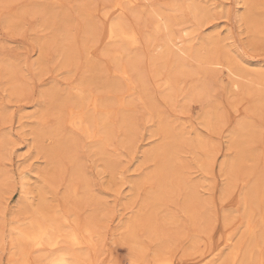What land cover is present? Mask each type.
I'll return each instance as SVG.
<instances>
[{"label":"rangeland","instance_id":"rangeland-1","mask_svg":"<svg viewBox=\"0 0 264 264\" xmlns=\"http://www.w3.org/2000/svg\"><path fill=\"white\" fill-rule=\"evenodd\" d=\"M113 1L0 0V264H41L13 238L38 216L90 230L80 264H264V0ZM172 4L197 60L155 47Z\"/></svg>","mask_w":264,"mask_h":264},{"label":"bare ground","instance_id":"bare-ground-1","mask_svg":"<svg viewBox=\"0 0 264 264\" xmlns=\"http://www.w3.org/2000/svg\"><path fill=\"white\" fill-rule=\"evenodd\" d=\"M244 1V0H243ZM86 2V1H85ZM136 2V0H114L112 2V13L111 14H114V15H122L123 13V10L125 9V6L126 5H134ZM199 2V1H198ZM246 2V1H245ZM250 2V1H248ZM247 2V3H248ZM179 4V3H178ZM178 4H172L167 10H164V9H153L151 14H152V20H154L153 22V25L155 24V29L156 31H160L161 29L163 30L164 32V36L161 40V42L159 40H157V42L159 41V43H157L155 45L156 48H163L166 52H170V51H173L172 54H175V56L177 57H188V58H191V59H199V54L198 52L196 51H193L192 50V47L193 45H191V41L194 39V35H195V31L197 30L198 26H197V23L195 24V29H191L190 26L188 25H184L182 26V28H180L179 30V34L181 35H177V33H175L174 31V27L180 25V24H184L186 21L185 19L183 20L182 18L180 19L178 16V13L181 15V4L178 5ZM246 4V3H245ZM252 4V2H251ZM187 5V6H186ZM200 6L202 5H198L194 0H189L188 4L185 3V8L187 7L192 14L194 13L193 17H198L200 15H202L203 13L206 12V10L202 9ZM89 7V6H88ZM131 7V6H130ZM204 7V6H203ZM236 7V6H235ZM152 8V7H151ZM186 8V9H187ZM41 9V8H40ZM207 9V8H206ZM109 11V10H108ZM205 11V12H204ZM252 11V10H251ZM242 12V11H241ZM245 14V13H244ZM108 15V13H107ZM110 16V15H109ZM123 16V15H122ZM121 16V17H122ZM116 18L115 19H110L106 22L105 24V27H104V31H103V39L102 40H107L109 42H113L117 44V42L119 41H126L127 43H129V45L131 46H135L136 44L139 43V36H138V33L134 30V29H127L125 28L122 23L124 22H120V19L119 17L115 16ZM242 17H243V14H242ZM103 18V17H102ZM187 18V17H186ZM229 18V17H228ZM207 19V18H206ZM241 19V18H240ZM152 25V26H153ZM161 25V27H160ZM194 25V24H193ZM126 26V25H125ZM154 27V26H153ZM193 27V26H192ZM155 32V33H157ZM263 34V33H262ZM152 35V34H151ZM181 36H184V41L180 38ZM215 36V35H214ZM148 39V37H147ZM153 40V39H152ZM197 40V39H196ZM206 40V39H205ZM212 39H207L205 44H211ZM149 41V39H148ZM151 41V40H150ZM103 42V41H102ZM184 42V43H183ZM214 43V42H213ZM216 43V42H215ZM183 44H186V45H183ZM128 45V46H129ZM121 46V45H120ZM211 46V45H210ZM209 46V47H210ZM212 47V46H211ZM121 48V47H120ZM123 48V46H122ZM219 48V47H218ZM240 48L241 45H240ZM84 49V47H83ZM125 49V48H124ZM91 50V48H90ZM207 50V49H206ZM86 51V50H85ZM104 53V52H103ZM203 53V52H202ZM128 54V53H127ZM224 54V53H223ZM226 54V52H225ZM224 54V55H225ZM90 55V54H89ZM223 55V57H224ZM227 55V54H226ZM65 57V56H64ZM119 57V56H118ZM116 56V58H118ZM128 57V56H127ZM134 57V56H133ZM230 56L227 55V60H231L228 59ZM202 58V56H201ZM205 58V57H204ZM236 58V57H235ZM113 60V59H111ZM205 60V59H204ZM202 61V60H201ZM226 61V60H225ZM115 62V61H114ZM199 62V61H198ZM205 63H209V64H212V65H215V66H223V63L220 61V60H214V61H204ZM164 63V62H163ZM201 63V62H200ZM226 63V62H225ZM237 65L233 63V66ZM178 69H180V65L178 64L177 65ZM184 66V65H183ZM229 71V73L233 76H238V75H241L239 72L241 70H243L241 68V70L239 69L240 68V65L235 68V69H232V68H229L228 65H225ZM176 68V69H177ZM182 68V67H181ZM250 68V67H249ZM182 70V69H181ZM186 70V69H185ZM184 71V70H183ZM255 71V70H254ZM10 73V72H9ZM243 73V72H242ZM243 75V74H242ZM241 75V76H242ZM257 76V75H256ZM244 77V76H243ZM245 78V77H244ZM234 79V78H233ZM242 79V78H241ZM169 80V79H168ZM179 81V80H178ZM163 82V81H162ZM94 83V82H93ZM263 84V82H261ZM168 84V83H167ZM115 85V84H114ZM113 85V86H114ZM80 88V87H79ZM240 88V87H239ZM81 90V89H79ZM142 90V89H141ZM168 90V89H167ZM87 91V90H86ZM78 92V91H77ZM81 91H79L80 93ZM76 94V93H75ZM79 96V95H78ZM87 96V95H86ZM83 97V96H82ZM81 97V99H82ZM85 97V96H84ZM90 97V96H89ZM112 97V96H111ZM79 98V97H78ZM86 99V98H85ZM84 100V99H83ZM111 100V99H110ZM76 101V100H75ZM82 101V100H80ZM79 101V102H80ZM77 105H80V104ZM120 102V101H119ZM122 102V100H121ZM120 102V103H121ZM171 102V101H170ZM102 103V102H100ZM129 103V102H128ZM83 104V103H82ZM81 106L83 107L84 105ZM85 104V108H86V102L84 103ZM102 105V104H101ZM121 105V104H120ZM256 105V104H255ZM79 107V106H78ZM100 107V106H99ZM81 108V107H80ZM79 108V110H80ZM101 108H104V107H101ZM261 108V106H260ZM83 110H84V107H83ZM104 110H106L104 108ZM107 111V110H106ZM105 111V113H106ZM86 112V110H84V113ZM119 112V111H118ZM83 113V112H82ZM81 113V114H82ZM80 114V113H78ZM89 114V113H88ZM101 114V112H100ZM84 115V114H83ZM82 115V116H83ZM86 115V114H85ZM90 115V114H89ZM102 115V114H101ZM91 116V115H90ZM73 118V116H72ZM88 120H90V117H88ZM249 122V121H248ZM99 124L100 126L102 127V130H106L107 129V122L106 120L104 119H101L99 120ZM169 125V124H168ZM167 125H165L166 127ZM112 127V126H111ZM243 127V126H242ZM241 128V127H240ZM244 128V127H243ZM168 129V128H167ZM242 130V128H241ZM244 130V129H243ZM253 130V129H252ZM251 130V131H252ZM171 132V131H169ZM238 132H240L238 130ZM153 133V132H152ZM252 133V132H251ZM250 133V134H251ZM105 134V133H104ZM253 134V133H252ZM108 135V134H107ZM241 135V133L239 134ZM237 135L236 133V136H239ZM249 135V134H248ZM251 137V136H250ZM104 138V137H103ZM102 138V139H103ZM234 138L235 135H234ZM170 140V139H168ZM100 141V140H99ZM235 141V140H233ZM246 141V140H245ZM104 142V141H103ZM173 142V141H172ZM187 142V141H186ZM175 143V142H174ZM172 143V144H174ZM201 143V142H200ZM235 143H237L235 141ZM185 144V143H184ZM247 144V143H246ZM102 145V143H101ZM175 145V144H174ZM173 145V146H174ZM235 145V144H234ZM96 146V145H95ZM167 147V149L170 147L165 145ZM242 146V145H240ZM248 146V145H247ZM98 149H100L99 147H97ZM174 148V147H173ZM171 148V149H173ZM170 149V150H171ZM245 149V148H243ZM159 150V149H157ZM169 150V152L171 153V151ZM100 151V150H99ZM241 151V150H240ZM246 151V150H245ZM251 152V151H250ZM167 153V152H166ZM169 154V153H167ZM173 154V153H172ZM171 154V155H172ZM195 154V153H194ZM157 156V155H156ZM162 156V155H161ZM166 157V156H165ZM240 157V156H239ZM247 157V156H246ZM173 158V157H172ZM145 159V158H144ZM200 159V158H199ZM232 162V161H231ZM230 163V162H229ZM60 166V165H59ZM107 167V166H106ZM165 167V166H164ZM226 167V166H225ZM162 168V167H161ZM168 168V167H167ZM255 168V167H254ZM73 169V168H72ZM109 169V168H108ZM169 170V169H168ZM230 170V169H229ZM228 171V170H227ZM257 171V170H256ZM165 172V171H164ZM231 171H229L230 173ZM169 173V172H168ZM165 174V173H164ZM231 174V173H230ZM256 174V172H255ZM258 174V173H257ZM164 176V175H163ZM176 176V175H175ZM258 176V175H257ZM165 177V176H164ZM31 179V178H30ZM258 178H256V182H258L257 180ZM151 180V179H150ZM172 180V178H171ZM162 181V180H161ZM170 182V181H168ZM230 182V181H229ZM253 183V182H252ZM159 184V183H158ZM256 184V183H254ZM258 184V183H257ZM162 185V184H161ZM193 186V185H192ZM257 186V185H256ZM190 187V186H189ZM254 189H255V185L253 186ZM259 188V186H257ZM191 188V187H190ZM252 188V187H251ZM250 188V189H251ZM185 189V188H184ZM249 189V190H250ZM253 189V188H252ZM257 190V189H256ZM255 190V191H256ZM263 190H264V181H263ZM263 190L261 192H263ZM158 191V189H156V192ZM155 192V191H153ZM151 192V193H153ZM159 192V191H158ZM248 192V191H247ZM251 192V191H249ZM258 192V191H257ZM180 193V192H179ZM257 194V193H256ZM152 195V194H151ZM149 195V196H151ZM156 195V193H155ZM250 195V194H249ZM253 195V194H252ZM255 195V194H254ZM260 195V194H259ZM153 196V195H152ZM151 196V197H152ZM154 197V196H153ZM158 197H159V194H158ZM260 197V196H259ZM155 198V197H154ZM153 199V198H152ZM158 200V199H156ZM252 201V200H250ZM156 202V201H155ZM245 205V204H244ZM248 207V206H247ZM246 207V208H247ZM186 211V210H185ZM262 212V211H261ZM262 216L264 215L263 213H261ZM32 218V217H31ZM33 219V218H32ZM61 219L63 221H66L67 218L65 215H62L61 216ZM260 221H261V218H260ZM27 222V221H26ZM264 222V221H263ZM27 226L23 229H19V228H15L14 229V234H13V238L15 239L16 241V245H17V242L18 243H22V241H25L29 247L33 248V249H36V250H40V255H39V260L41 262V264H80V261H82V257L79 255V254H74L72 253L69 248L67 246H61L62 243H65L67 244L69 247H76V248H84L86 246H89L92 242V238L90 237V234L88 233L87 230L89 229H86V228H78L77 226L76 227H70L68 229H61V226L58 225L56 222H55V219L52 218V217H44V216H38V217H35L33 220H31L30 222H27ZM64 224V223H63ZM90 231V230H89ZM19 245V244H18ZM88 248V247H86ZM97 250V249H96ZM245 250V249H244ZM43 251H48L49 254L45 255V253H43ZM81 253V252H80ZM250 255V254H249ZM233 256V255H232ZM249 258V257H248ZM30 259L28 258H22L20 261H18L19 264H31V261H29ZM85 261V260H84ZM83 261V262H84ZM243 261V260H242ZM241 261V262H242ZM17 262V261H16ZM164 262V261H163ZM38 263V262H37ZM89 264V263H88ZM140 264V263H139Z\"/></svg>","mask_w":264,"mask_h":264},{"label":"snow or ice","instance_id":"snow-or-ice-1","mask_svg":"<svg viewBox=\"0 0 264 264\" xmlns=\"http://www.w3.org/2000/svg\"><path fill=\"white\" fill-rule=\"evenodd\" d=\"M112 264H121V261L114 259Z\"/></svg>","mask_w":264,"mask_h":264}]
</instances>
